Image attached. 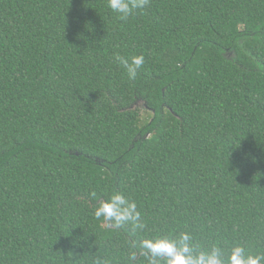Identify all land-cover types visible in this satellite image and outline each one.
Masks as SVG:
<instances>
[{"label":"trees","instance_id":"obj_1","mask_svg":"<svg viewBox=\"0 0 264 264\" xmlns=\"http://www.w3.org/2000/svg\"><path fill=\"white\" fill-rule=\"evenodd\" d=\"M117 191L144 229L94 216ZM182 232L264 254V0H0V264H148Z\"/></svg>","mask_w":264,"mask_h":264},{"label":"clouds","instance_id":"obj_2","mask_svg":"<svg viewBox=\"0 0 264 264\" xmlns=\"http://www.w3.org/2000/svg\"><path fill=\"white\" fill-rule=\"evenodd\" d=\"M150 0H107L108 8L122 21L146 8ZM115 62L122 65L130 80H135L138 71L144 64L143 55H135L130 59L117 53ZM96 192L91 193L96 197ZM94 216L102 219L108 228L119 229L130 224L133 231L142 230L145 224L137 203L121 192H113L108 199L98 201ZM142 249L147 250L145 256L148 264H264V254L247 252L243 245L236 244L225 250L218 245L202 248L193 241L188 232H182L177 237L160 236L140 241ZM135 252L130 258H134ZM92 264H108V261L96 257Z\"/></svg>","mask_w":264,"mask_h":264},{"label":"rangeland","instance_id":"obj_3","mask_svg":"<svg viewBox=\"0 0 264 264\" xmlns=\"http://www.w3.org/2000/svg\"><path fill=\"white\" fill-rule=\"evenodd\" d=\"M140 106L142 105V103L140 102V103H138Z\"/></svg>","mask_w":264,"mask_h":264}]
</instances>
